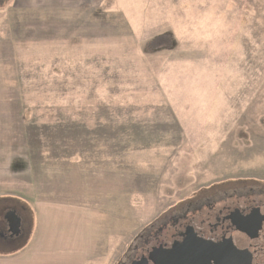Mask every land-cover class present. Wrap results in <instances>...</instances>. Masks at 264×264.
<instances>
[{
	"label": "rangeland",
	"instance_id": "374dc122",
	"mask_svg": "<svg viewBox=\"0 0 264 264\" xmlns=\"http://www.w3.org/2000/svg\"><path fill=\"white\" fill-rule=\"evenodd\" d=\"M35 1L0 0V136L25 140L0 151L29 186L36 165L25 198L87 209L37 255L121 264L192 202L264 185V0Z\"/></svg>",
	"mask_w": 264,
	"mask_h": 264
},
{
	"label": "crops",
	"instance_id": "0c3cea01",
	"mask_svg": "<svg viewBox=\"0 0 264 264\" xmlns=\"http://www.w3.org/2000/svg\"><path fill=\"white\" fill-rule=\"evenodd\" d=\"M103 2L104 0H55L52 3L49 2V5L53 8L63 6V8L74 11L75 8L80 6H88L92 9L94 6L103 5ZM19 3L20 5L38 6L37 1L35 0H19ZM0 102L6 104L4 106L5 110L8 111L10 109V105L7 104L8 101ZM22 124L24 126V120L22 121ZM3 133L4 135L0 136V148L18 147L19 144L21 146L25 145V140H21L23 135L19 132L15 137H9L5 131ZM7 136L11 138V141H8ZM18 142L20 143L17 144ZM12 150L14 153L11 152ZM15 150L16 148L0 151V264H87L81 255L66 254L62 247L57 248L52 246L50 253L43 255L36 254L38 251L36 241L39 238L50 239V237L55 235L57 229L60 228L66 229L63 233L66 231H74L76 228L71 226L72 223L77 225L79 222H82L86 225V221L82 219L80 215H84L87 212V209L79 206V204L73 206L71 203L58 204L50 201L29 200L25 198V190L31 188L33 197L32 181L38 179L39 176H37L36 165H33L31 171L33 179H29V181L27 179L26 181L29 182L30 186L25 184L23 176L29 172V168L24 169V160L19 157L16 158L17 155ZM51 170L47 169L45 174ZM34 172L37 174L35 175ZM10 211L16 212L19 219L22 221L23 234L11 237L12 239H5L2 234L5 232V229L8 228L5 215ZM28 217H30V222ZM45 221L48 224L46 227H48L50 231L44 236H41L42 234H38V223L43 226ZM93 222L95 221L93 220ZM56 224L59 228L56 227ZM27 225L32 226V228L30 230L27 229ZM13 241H17V244L7 249L6 246L9 245L8 242ZM41 244L44 246L55 244L81 246L76 242L72 243L70 241L59 243L42 242Z\"/></svg>",
	"mask_w": 264,
	"mask_h": 264
},
{
	"label": "flooded vegetation",
	"instance_id": "af4514ba",
	"mask_svg": "<svg viewBox=\"0 0 264 264\" xmlns=\"http://www.w3.org/2000/svg\"><path fill=\"white\" fill-rule=\"evenodd\" d=\"M233 194L231 199L237 197L238 201L232 205L222 204L223 200L218 198L192 202L177 215L170 227L165 223L155 234L149 233L141 244L135 243L134 239L129 259L122 260L121 264H154L149 260L151 252L156 248L167 251L175 244L184 242L188 228H193L203 240L215 246L223 243L227 237L233 238L239 232L241 223L245 227L250 226L253 231L250 228L246 231L256 237L252 241L253 246L250 245L253 264H264V185L259 189L252 188L249 192L235 191ZM2 234L5 239H12L8 228ZM212 264H216L215 260H212Z\"/></svg>",
	"mask_w": 264,
	"mask_h": 264
},
{
	"label": "water",
	"instance_id": "95a60500",
	"mask_svg": "<svg viewBox=\"0 0 264 264\" xmlns=\"http://www.w3.org/2000/svg\"><path fill=\"white\" fill-rule=\"evenodd\" d=\"M5 220L10 237L23 234L21 220L16 212H8ZM249 228L250 226L245 227L241 223L238 227L239 232L235 233L233 238L227 237L223 243L215 246L203 240L192 228H188L184 242L175 244L167 251L154 249L149 260L154 264H212V260H215L216 264H253V251L250 245L253 246L252 241L256 237L247 232Z\"/></svg>",
	"mask_w": 264,
	"mask_h": 264
},
{
	"label": "trees",
	"instance_id": "16d2710c",
	"mask_svg": "<svg viewBox=\"0 0 264 264\" xmlns=\"http://www.w3.org/2000/svg\"><path fill=\"white\" fill-rule=\"evenodd\" d=\"M164 38H165L164 35H161V36L156 37V38L154 39V41L152 42L151 45H156V44H158V43L163 42V41H164Z\"/></svg>",
	"mask_w": 264,
	"mask_h": 264
}]
</instances>
